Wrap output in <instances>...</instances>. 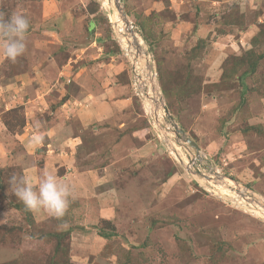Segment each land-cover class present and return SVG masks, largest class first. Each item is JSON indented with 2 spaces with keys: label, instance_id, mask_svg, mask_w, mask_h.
<instances>
[{
  "label": "rangeland",
  "instance_id": "1",
  "mask_svg": "<svg viewBox=\"0 0 264 264\" xmlns=\"http://www.w3.org/2000/svg\"><path fill=\"white\" fill-rule=\"evenodd\" d=\"M13 13L0 264H264V0H0ZM44 171L63 217L11 193Z\"/></svg>",
  "mask_w": 264,
  "mask_h": 264
},
{
  "label": "clouds",
  "instance_id": "2",
  "mask_svg": "<svg viewBox=\"0 0 264 264\" xmlns=\"http://www.w3.org/2000/svg\"><path fill=\"white\" fill-rule=\"evenodd\" d=\"M29 29V20L26 15L13 13L7 20L0 18V58L15 62L26 51V33ZM40 122L36 123V128ZM35 145L44 142V136L35 134L31 138ZM11 193L20 200L27 209H44L50 215L63 217L69 207L70 188L67 184L60 183L56 175L44 171L34 189L29 178L19 177L14 174L10 177Z\"/></svg>",
  "mask_w": 264,
  "mask_h": 264
}]
</instances>
